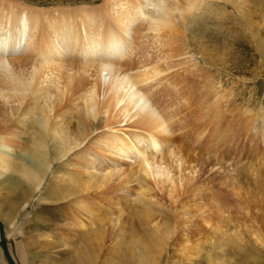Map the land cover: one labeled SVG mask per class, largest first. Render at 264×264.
<instances>
[{
	"label": "rangeland",
	"instance_id": "374dc122",
	"mask_svg": "<svg viewBox=\"0 0 264 264\" xmlns=\"http://www.w3.org/2000/svg\"><path fill=\"white\" fill-rule=\"evenodd\" d=\"M4 1L53 12L67 5L108 7V0ZM219 2L214 6V16L210 15L213 20L207 15L203 20L207 37L211 35L214 40L209 38L204 46L207 52L213 48V53L208 54L216 59L209 60L212 65L205 67L199 54L194 55L208 72L186 73L180 94L165 84L156 91V105L173 115L171 148L168 146L162 157L174 173L172 197L167 183L155 184L138 171L136 164L128 163L119 166L124 174L120 182L116 179L106 187L78 193L86 175H82L76 148L69 155L52 160L47 178L27 201H23L20 190L0 189V221L9 235V247L17 264L21 257L25 258H21V264H123L130 232L141 236V224L132 211L139 206L138 191H145L153 215L171 225L157 264H264V0ZM240 9L249 11L250 16ZM249 20L254 22L249 24ZM144 32L141 30L133 40L132 47L138 50L124 60L133 72L141 64L159 62L148 54L152 50L142 38ZM200 35L190 37L194 51L198 45L191 39ZM31 122L32 119L26 121ZM122 129L135 130L131 126ZM26 132L28 136L22 134L21 142L27 149L32 133ZM170 150L182 157L180 166L178 156ZM191 173L195 178L191 179ZM60 189L64 195L58 200L56 192L60 193ZM80 194L88 196L85 201H92L93 206L77 207ZM175 206L187 207L189 214L181 216ZM88 209L93 215L87 213ZM212 226L220 230L214 234ZM220 233L222 240L212 245L214 252H210V257L209 241H218L220 237L216 236ZM197 243L199 248L195 250L192 247ZM2 257L0 249V264L6 262Z\"/></svg>",
	"mask_w": 264,
	"mask_h": 264
},
{
	"label": "bare ground",
	"instance_id": "6f19581e",
	"mask_svg": "<svg viewBox=\"0 0 264 264\" xmlns=\"http://www.w3.org/2000/svg\"><path fill=\"white\" fill-rule=\"evenodd\" d=\"M219 1L223 0H108V7L67 5L53 12L0 0V189L20 190L23 201H27L47 178L52 160L77 148L75 155H80L82 175H86L78 193L106 187L116 179L120 182L124 174L119 166L128 163L136 164L138 171L155 184L167 183L171 196L174 173L162 157L164 150L171 148L173 115L156 105V91L165 84L180 94L186 73L208 72L194 55L199 54L205 67L216 59L212 60L205 49L204 43L212 36L207 37L203 20L205 15L213 20L210 15L214 16ZM242 12L245 16L249 13ZM143 29L142 38L152 50L148 54L159 62L141 64L133 72L124 60L138 50L132 47L133 40ZM198 33L202 35L191 39L198 45L194 51L189 40L191 34ZM123 126L135 130L128 132ZM26 131L32 133L27 149L21 142L22 134L28 136ZM169 153L174 154L172 150ZM176 161L180 166L182 157L179 155ZM193 174L191 179L195 178ZM61 191L56 192L58 200L64 195ZM81 195L76 206L92 207V201H85L88 196ZM136 198L139 206L132 211L142 231L141 236L130 232L123 264H157L171 225L153 215L145 191H138ZM175 209L181 216L189 214L187 207ZM91 212L87 210L93 215ZM219 230L212 226V233ZM3 233L7 248L5 254L0 234L3 264H17L9 235ZM222 236L220 233L218 241H209L208 256ZM192 248L198 250L199 244Z\"/></svg>",
	"mask_w": 264,
	"mask_h": 264
},
{
	"label": "water",
	"instance_id": "95a60500",
	"mask_svg": "<svg viewBox=\"0 0 264 264\" xmlns=\"http://www.w3.org/2000/svg\"><path fill=\"white\" fill-rule=\"evenodd\" d=\"M0 234H1V246L3 247V250L5 252V254L7 253V248H6V245H5V241L3 240V227H2V223L0 221Z\"/></svg>",
	"mask_w": 264,
	"mask_h": 264
}]
</instances>
